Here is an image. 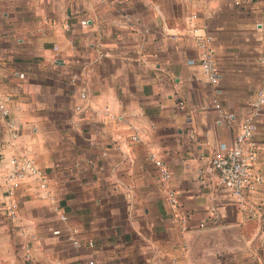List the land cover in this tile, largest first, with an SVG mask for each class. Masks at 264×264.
Returning a JSON list of instances; mask_svg holds the SVG:
<instances>
[{"label":"crops","instance_id":"crops-1","mask_svg":"<svg viewBox=\"0 0 264 264\" xmlns=\"http://www.w3.org/2000/svg\"><path fill=\"white\" fill-rule=\"evenodd\" d=\"M263 80L264 0H0V264L23 243L35 264H264V106L255 190L238 202L211 165ZM13 158L46 185L23 180L11 218Z\"/></svg>","mask_w":264,"mask_h":264},{"label":"built area","instance_id":"built-area-1","mask_svg":"<svg viewBox=\"0 0 264 264\" xmlns=\"http://www.w3.org/2000/svg\"><path fill=\"white\" fill-rule=\"evenodd\" d=\"M197 33V30H194ZM199 47L202 49L201 66L209 75L213 83H217L218 73L217 67L213 60L212 51L209 47L211 42L210 36H198ZM191 63H195L193 60ZM264 83V80H263ZM264 106V87L258 94V98L253 104L255 113L249 116L241 125L232 144H221L215 152L211 161L212 168L219 173L220 181L224 188L238 202H242L246 194L253 192L258 184L262 182L260 176H253L252 169L257 160L258 150L255 140L256 123L255 117ZM216 108L221 112L220 104L216 103ZM0 112L7 114L6 100L0 95ZM224 118H232L221 114ZM137 140V138H134ZM12 171L8 173L9 187L7 197L9 198V206L7 213L14 218L17 213L18 204L14 199L17 189L23 180L33 177L40 181L41 186L46 185V173L36 164L33 159L29 158H13L11 161ZM163 180L166 182L170 179L171 174L167 170L162 171ZM168 201L173 208L178 205V197L176 192L168 190ZM253 217H259L261 220V229L264 232V211L258 214H252ZM66 220V216L61 217ZM55 233H59L56 231ZM74 245L80 247L78 241H74ZM91 245V244H90ZM22 261L24 264H35L32 257L31 246L28 243L22 244Z\"/></svg>","mask_w":264,"mask_h":264}]
</instances>
